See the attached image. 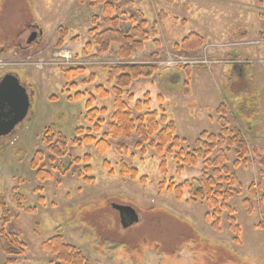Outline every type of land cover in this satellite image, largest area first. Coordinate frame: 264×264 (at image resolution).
Wrapping results in <instances>:
<instances>
[{"label": "rangeland", "instance_id": "rangeland-1", "mask_svg": "<svg viewBox=\"0 0 264 264\" xmlns=\"http://www.w3.org/2000/svg\"><path fill=\"white\" fill-rule=\"evenodd\" d=\"M113 6L137 21L145 20L149 31L155 25L157 35L149 38L146 49L153 39L161 42L154 49L163 60H151L157 71L133 78L122 88L134 117L139 114L135 101L148 98L142 111L163 112L174 122L181 148L189 151L201 131L219 132L217 109L224 104L231 125L244 129L248 147L256 146L264 154V37L260 35H264V0H117ZM102 14V4L95 0H0V79L7 73L16 75L29 98L25 118L0 137V199L12 215L3 228L18 234L24 250L15 264H55V256L41 246L57 234L82 251L89 264H264V221L257 199L251 214L242 202L249 184L257 186L260 177L261 166L253 153L245 167L231 166L242 182L229 202L240 228L236 243L226 211L220 230L215 231L205 219L209 208L203 200H188L187 190L178 199L173 191L160 188L162 181L167 185L170 180L178 184L198 178L201 160L177 172L175 151L159 153L134 133L129 138L108 137L104 152L93 141H84L87 134L100 139L107 133L116 86L115 80H108V68L122 62L114 56L116 43L106 53H99L94 45L86 47L93 18L97 17L96 25L102 24ZM29 24L41 31L30 43ZM62 31L65 37L57 45ZM191 32L203 37L197 53H206L212 63L201 65L203 58L184 63L191 67V82L184 85L186 74L180 72V81L174 75L170 78V70L182 62L171 65L169 57L183 58L172 45ZM139 53L128 62L149 61L151 54ZM78 67L81 72L65 76L64 70ZM165 83L174 84L167 89ZM99 85L109 92L107 96L96 91ZM91 98L93 107L105 108V113L89 120L86 102ZM249 120L256 130L244 127L242 121ZM49 127L68 143L80 140L79 145H68L67 155L53 163L43 143ZM78 128L82 133H76ZM117 145L126 148L119 150ZM37 150L44 154L41 167L50 171V179L39 180L30 167ZM163 159L165 174L160 170ZM105 161L109 168L103 166ZM86 162L91 167L86 175L93 182L78 175ZM122 163L136 168L137 177L121 173ZM17 194L22 196L19 202ZM113 205L130 207L135 219L125 218L123 223ZM1 214L0 206V227ZM6 258L0 238V264Z\"/></svg>", "mask_w": 264, "mask_h": 264}, {"label": "trees", "instance_id": "trees-1", "mask_svg": "<svg viewBox=\"0 0 264 264\" xmlns=\"http://www.w3.org/2000/svg\"><path fill=\"white\" fill-rule=\"evenodd\" d=\"M114 1L117 0H95L96 3L102 4L103 23H97L96 25L97 17L93 18L94 26L88 33L90 41L86 43V47L89 48H91V45L96 46L99 53H106L113 43L117 44L116 57L122 62L115 63L108 68V80L116 81V86L112 89V93L115 95L113 103L114 111L111 122L108 124L107 133L100 139H95L90 134H87L84 137V141L86 140L87 143L93 141L98 150L104 152L109 147V143L107 142L108 137L114 139L120 136L129 138L134 133L138 139L142 142H147L148 145L159 153H162L164 150L169 153L175 151L173 157L176 161L177 172H181L185 165H197L201 160L202 169L198 178L185 180L178 184L170 180L167 185L165 181H162L160 188L173 191L178 199L187 190L189 193L188 200H203L209 208V211L205 214V219L215 231L220 230L221 215L226 211L228 213L229 228L233 233L232 241L239 242L240 228L233 216L234 208L229 202L234 194L240 192L242 182L237 174L231 170V166L235 168L239 166L245 167L248 164L250 154L253 153L257 157L256 160L261 166L260 177L257 186L253 183L249 184L247 196L242 202L246 212L251 214L253 212V201L257 199V206L264 221V154H260L256 146L248 147L242 129L235 124L231 125L228 110L224 104H221L217 109V120L220 125L219 132L210 133L208 131H201L195 139L194 147L189 151L181 148L180 140L175 135V124L173 121L168 120V117L163 112L158 113L156 110L142 111L143 106L148 104V98L143 101H135V109L139 114L136 117L132 115L127 102L122 98V88L127 87L133 78L151 76L157 71L156 65L151 60L157 61L160 58L156 57L158 55L156 52H152L148 62H128V59L132 54L143 51L149 38L156 37L157 30L155 25L151 26L150 31L147 30L145 20L137 21L134 16H129L122 12L119 13L118 6H113ZM65 34L66 31H62V36L59 37L57 45H61ZM160 43L157 39H153L150 42L154 48H158ZM203 43V37L192 32L172 47L180 52H194ZM79 72H81L80 67L64 70L65 76H68L69 73H72L71 75L74 76ZM96 91L101 97L109 94L101 85L96 87ZM129 99H132V94L129 95ZM86 108V118L89 120L105 113V108L98 109L93 107V98L87 100ZM242 122L245 124L244 127L247 130H256L253 121ZM95 126L97 127V124ZM76 133H82V129L78 128ZM43 137V143L48 148L49 161L51 163L67 155L68 145H79L80 143V140L77 138L68 143L67 139L53 127L47 128ZM117 147L119 150L126 148L120 145H117ZM230 154H233L232 159L230 158ZM43 160L44 154L40 150H37L33 153L30 161V167L35 171L36 177L42 181L51 178L50 171L41 167ZM84 160L88 162L89 158L84 157ZM76 161L79 160L75 159L74 162ZM103 166L109 168V162L105 161ZM160 170L163 174L166 173L164 159L160 162ZM90 172L91 167L87 163L84 166V171L79 172L78 175L84 176L87 182H93V178L86 175V173ZM120 172L129 173L133 179L138 174L136 168L127 166L125 163L121 164ZM145 178L146 176L141 177V179ZM38 189H41V187H38ZM15 198L19 202L22 196L17 194ZM39 199L43 198L40 197ZM0 206L2 209L0 238L2 250L8 256L5 264H15L18 255L24 252L23 244L20 242L18 234L6 232L3 228L12 215L3 199H0ZM25 209L26 211H33L30 208ZM41 247L44 251L55 256V264H89L87 257L84 256L82 251L75 245L67 243L60 234L43 242Z\"/></svg>", "mask_w": 264, "mask_h": 264}, {"label": "water", "instance_id": "water-1", "mask_svg": "<svg viewBox=\"0 0 264 264\" xmlns=\"http://www.w3.org/2000/svg\"><path fill=\"white\" fill-rule=\"evenodd\" d=\"M33 32L28 36L27 42L35 39ZM29 108V98L18 77L12 73L5 74L0 79V137L12 132L26 116ZM121 213L124 219H135L133 210L130 207L113 205ZM128 217V218H127ZM121 223V224H123Z\"/></svg>", "mask_w": 264, "mask_h": 264}, {"label": "crops", "instance_id": "crops-1", "mask_svg": "<svg viewBox=\"0 0 264 264\" xmlns=\"http://www.w3.org/2000/svg\"><path fill=\"white\" fill-rule=\"evenodd\" d=\"M192 33V32H191ZM194 33H196V32H194ZM261 35V38L262 37H264V35L263 34H260ZM185 37V36H184ZM174 44H176V43H174ZM173 44V45H174ZM172 45V46H173ZM112 48V47H111ZM116 50H117V47H116V49L114 50V56L116 57ZM198 50L199 49H197L196 51H194V52H180L179 50H178V52L180 53V56L181 57H188L189 59H192V60H199L201 57H206L207 55H206V53H204L202 56H199L198 55ZM153 51H155V49H154V47L152 46H150V47H147V49L145 48L143 51H141L140 53L141 54H144V55H149V54H151ZM139 53V54H140ZM138 54V55H139ZM136 57H138L137 55H136ZM157 57H159L160 59H162V57L163 56H160V55H158ZM115 59H117V58H115ZM114 61V60H113ZM191 67L190 66H187V67H185V66H180V67H175L174 69H171L170 71H171V74H170V78H171V75H174L175 76V79H179V81L181 80V75H180V72H182V73H184V74H186L187 75V78H185V79H183V84L184 85H188L190 82H191V69H190ZM165 78L167 77V76H164ZM166 81V80H165ZM179 81H177V82H179ZM166 84V88L167 89H169V86H171V88L173 87V85L172 84H174V83H171V84H167V83H165ZM172 90V89H171ZM252 128H253V126H252ZM251 128V129H252Z\"/></svg>", "mask_w": 264, "mask_h": 264}, {"label": "flooded vegetation", "instance_id": "flooded-vegetation-1", "mask_svg": "<svg viewBox=\"0 0 264 264\" xmlns=\"http://www.w3.org/2000/svg\"><path fill=\"white\" fill-rule=\"evenodd\" d=\"M28 27H29V35L31 34V33H35L36 34V37L38 36V35H40L41 34V31H39V29H37L38 27L36 26V25H34V24H29V25H27ZM37 27V28H36ZM203 59L207 62V63H203L202 62V64H204L205 66H209V65H211V64H209V62H211L207 57H203ZM212 63V62H211ZM128 218V217H127Z\"/></svg>", "mask_w": 264, "mask_h": 264}, {"label": "built area", "instance_id": "built-area-1", "mask_svg": "<svg viewBox=\"0 0 264 264\" xmlns=\"http://www.w3.org/2000/svg\"><path fill=\"white\" fill-rule=\"evenodd\" d=\"M71 55V54H70ZM68 57H69V55H68ZM169 60H170V64H174V63H176L173 59H170L169 58ZM203 62V61H202ZM188 63H190L189 61H188ZM204 63H207L206 61L204 62Z\"/></svg>", "mask_w": 264, "mask_h": 264}]
</instances>
